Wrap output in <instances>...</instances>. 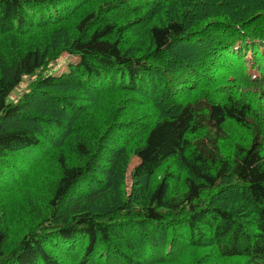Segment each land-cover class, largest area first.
Segmentation results:
<instances>
[{
    "label": "trees",
    "instance_id": "16d2710c",
    "mask_svg": "<svg viewBox=\"0 0 264 264\" xmlns=\"http://www.w3.org/2000/svg\"><path fill=\"white\" fill-rule=\"evenodd\" d=\"M0 264H264V0H0Z\"/></svg>",
    "mask_w": 264,
    "mask_h": 264
},
{
    "label": "rangeland",
    "instance_id": "374dc122",
    "mask_svg": "<svg viewBox=\"0 0 264 264\" xmlns=\"http://www.w3.org/2000/svg\"><path fill=\"white\" fill-rule=\"evenodd\" d=\"M70 61H76V58H75V59H74V58L69 59V58L66 57V55H65V57H63V59H61V60H59V61H57V62L55 63V68H59V69H58V72L62 73V72H64V71L67 70V64H68ZM137 162H138V160L135 159V160H134V163L132 164V167H133L135 164H137Z\"/></svg>",
    "mask_w": 264,
    "mask_h": 264
}]
</instances>
